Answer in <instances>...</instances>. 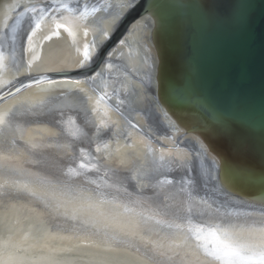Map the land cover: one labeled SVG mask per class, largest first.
I'll return each mask as SVG.
<instances>
[{
  "label": "bare ground",
  "instance_id": "1",
  "mask_svg": "<svg viewBox=\"0 0 264 264\" xmlns=\"http://www.w3.org/2000/svg\"><path fill=\"white\" fill-rule=\"evenodd\" d=\"M131 1L59 0L75 11L49 13L30 44L35 22L25 16L13 41L11 25L23 7L6 10L12 20L8 30L5 15L0 20V93L32 77L78 68L85 45L94 57ZM32 3L52 6L51 0ZM197 7L200 16L208 14V3ZM164 26L157 11L145 13L97 73L80 77L79 84L25 88L1 101L0 260L222 264L204 249L218 246L224 224L241 242L252 238L249 228L264 227V194L188 196L158 185L172 180L171 186L198 168L224 169L245 150L230 148L215 126L187 133L191 124L204 123L191 106L172 113L154 103V94L169 93L181 70L174 47L179 29L170 34Z\"/></svg>",
  "mask_w": 264,
  "mask_h": 264
},
{
  "label": "water",
  "instance_id": "2",
  "mask_svg": "<svg viewBox=\"0 0 264 264\" xmlns=\"http://www.w3.org/2000/svg\"><path fill=\"white\" fill-rule=\"evenodd\" d=\"M28 2L0 0V20L10 5L19 3L22 9ZM131 2L98 48L87 72L75 68L32 77L1 92L0 103L25 88L59 82L75 83L80 77L97 73L131 27L145 13L157 11L165 21L167 32L172 34L179 29L178 35L174 37V40L177 38L174 47L180 54L181 70L176 79H171L169 93L154 94V103L162 112L168 110L172 113L179 112V107L191 106L193 111L201 115L204 123L191 124L187 133L215 126L218 133L231 143L230 148L238 146L245 149L242 159L224 169L208 172L198 168L190 176L176 179L171 186L162 181L158 185L169 192H183L188 196L263 195L264 0ZM205 3H208V14L200 16L197 5ZM241 10L245 14L243 23L238 21ZM185 22L186 26L183 25Z\"/></svg>",
  "mask_w": 264,
  "mask_h": 264
},
{
  "label": "snow or ice",
  "instance_id": "3",
  "mask_svg": "<svg viewBox=\"0 0 264 264\" xmlns=\"http://www.w3.org/2000/svg\"><path fill=\"white\" fill-rule=\"evenodd\" d=\"M51 5V7H47L40 4L32 3L31 0H29V2L23 6V10L19 13L18 18H16L14 23L11 25V34L13 41H15V34L17 28L21 25L22 20L25 16H30L31 19L35 22V26L31 28L30 32L27 34V41L30 44L33 39V36L36 34V30L40 29L41 27L40 20L44 19V17L49 15V13L53 11L59 12L60 9H67L70 12L75 11L74 9L69 8L67 4L59 3V0H51ZM18 7H21L19 3L10 5L8 11H12ZM96 11H99V9L94 8L93 12ZM86 12L87 9H85V13H81V15H85ZM61 19L64 18L61 17ZM244 19L245 14L241 10L238 16V21L240 23H243ZM10 20H12V17L9 16L6 12L3 20L4 30L9 29ZM63 26L64 25L57 24V29ZM53 34L59 35V32L56 31ZM83 35L87 37V29L84 30ZM105 37H107V33H105ZM51 38V36L45 37V39L48 40H50ZM91 47H97V45L93 43ZM83 55L84 59L78 62V68L83 70L84 72H87L89 69V63L93 59V53L91 52L89 45H85ZM4 59V53L3 51H0V68L3 67ZM107 67L111 68L112 66L109 64L107 65ZM92 70L94 71V69ZM9 83H11V81H9ZM35 83H39V81H35ZM75 83L79 84L80 81H76ZM24 86L30 87L31 85ZM16 91L19 92L20 89L17 88ZM0 123H4V117H0ZM97 151H99V148H97ZM80 167L87 168L89 166L81 163ZM162 182L170 184L172 183V180H166ZM261 215L264 216V212H262ZM247 231L251 234L252 238L241 242L232 239L234 233L233 226L230 224H224V227L220 229V236H216V228L210 229L209 234L216 236L218 246L212 250L205 248L204 254L208 257H211L213 262H222V264H264V227L249 228ZM221 236L223 237V239L220 238ZM199 238L200 237L198 236L197 239ZM0 264H15V262L11 260H0Z\"/></svg>",
  "mask_w": 264,
  "mask_h": 264
}]
</instances>
